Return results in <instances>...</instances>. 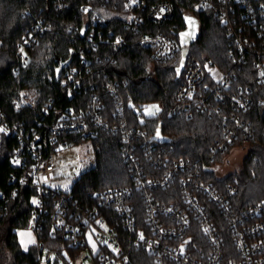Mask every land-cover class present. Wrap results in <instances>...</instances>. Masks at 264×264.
<instances>
[{
    "label": "built area",
    "instance_id": "obj_1",
    "mask_svg": "<svg viewBox=\"0 0 264 264\" xmlns=\"http://www.w3.org/2000/svg\"><path fill=\"white\" fill-rule=\"evenodd\" d=\"M53 1L55 9L64 12L72 0ZM204 9L226 29L232 66L222 72L210 60L187 55L169 115L192 119L201 114L233 123L224 140L211 149L223 153L241 138L253 136L251 125L240 118L254 107L253 90L233 86L237 71L248 63L256 82L264 84V0H198L193 12ZM79 13L80 21L71 24L67 34L78 36L80 58L62 71L58 94L38 105L33 96L23 93L12 101L11 113L0 108V128L4 129L0 131V162L8 157L12 169L6 187L0 189V227L11 214V199L26 189L31 198L28 227L36 237L38 264L56 260L79 264L90 257L96 264H131L133 249L144 250L154 264H264V201L237 211L233 205L237 186L230 185L222 194L204 182L203 171L208 169L198 161L172 160L169 153L173 149L168 153L165 144L154 139L156 133L151 135L148 130L149 122L164 112L165 104L159 100L136 101L128 82L119 78L115 61L110 56L95 55L109 49L142 48L155 63L176 61L182 55L181 42L155 30L173 18L172 2L85 0ZM28 15L34 24L18 44L15 72L30 64L31 50L52 31L45 19L36 18L29 9L23 13ZM63 99L70 104H62ZM103 133L121 137L122 161L134 186L96 194V204L83 205L72 189L64 192L53 185L58 154L87 143L92 151L90 170L95 165V142ZM175 185L181 187L180 200L168 204L155 200L157 189ZM137 197L145 211L142 227H138L141 205ZM34 199L38 203H33ZM206 199L227 219L233 251ZM46 231L52 239L66 240L76 256L72 258L66 249L49 250Z\"/></svg>",
    "mask_w": 264,
    "mask_h": 264
},
{
    "label": "trees",
    "instance_id": "obj_2",
    "mask_svg": "<svg viewBox=\"0 0 264 264\" xmlns=\"http://www.w3.org/2000/svg\"><path fill=\"white\" fill-rule=\"evenodd\" d=\"M174 8L173 18L164 25L157 26L156 32L184 40L181 33L187 29L188 14L193 13L198 21L199 35L196 40H190L185 45L188 55L198 59L210 60L222 72H227L232 62L227 54L228 38L226 29L211 11L193 12L198 0H170ZM85 0H72L69 9L59 12L55 9L53 0H0V108L12 112V101L20 98L23 93L33 96L38 105L58 94L56 74L61 64H74L80 58L77 37L67 34L71 24L80 21L79 7ZM29 9L38 19H45L52 26V31L40 38L37 47L31 50V62L15 72L19 66L17 57L18 44L34 20L23 13ZM188 38V37H187ZM95 54L98 57L110 56L115 61L120 79L128 82V89L138 102L162 101L164 112L149 122L148 130L151 135L162 123L163 135L171 141L164 147L170 152L172 160L181 158L198 161L207 171H203L205 183L216 187L222 194L226 188L235 185L238 193L233 205L237 211L248 208L264 201V84L255 80L252 64L248 63L237 71L238 79L233 88L248 87L253 90L254 107L240 118L251 125L252 138H241L235 146L223 153H213L211 149L221 143L228 129H233V123L209 118L196 114L192 119L186 116L171 117L170 108L175 103V95L182 83V55L176 61L155 63L142 48L112 49ZM67 65V66H68ZM183 71V70H182ZM62 104H70L66 99ZM223 105H221L222 107ZM228 108H226L227 110ZM227 114L229 112H226ZM96 158L92 169L86 171L72 188V194L83 205L96 204L95 195L117 188L134 186L131 173L122 161V139L118 135L103 133L95 142ZM235 148H245L247 153L241 167L225 176L218 177L215 168L226 161ZM213 158V161H210ZM5 157L0 162V189L6 187L11 167ZM210 169H212L210 171ZM150 171L151 169L148 168ZM158 172V171H157ZM181 187L172 186L169 189H157L155 200L160 203H171L181 198ZM26 189L19 190L16 198L11 199L10 216L0 227V264H38L39 251L33 246L24 251L18 240L17 231L28 228L31 215L30 196ZM138 227L145 224V211L142 199L137 197ZM211 214L218 223L220 233L226 239L228 248L233 251L231 233L228 222L215 204L204 200ZM117 219V217L115 218ZM44 239L49 250H68L71 257L76 253L70 251L64 239H52L45 232ZM201 243V242H200ZM72 253V254H71ZM131 264H154L152 256L144 250L133 249L130 253ZM53 264H64L56 260Z\"/></svg>",
    "mask_w": 264,
    "mask_h": 264
},
{
    "label": "rangeland",
    "instance_id": "obj_3",
    "mask_svg": "<svg viewBox=\"0 0 264 264\" xmlns=\"http://www.w3.org/2000/svg\"><path fill=\"white\" fill-rule=\"evenodd\" d=\"M191 24L187 20V29L184 33H189L190 40H196L199 35L198 21L193 16L189 15ZM215 75H219L217 71ZM247 153L245 148H235L230 155L226 158L224 164L216 168V174L218 177H225L235 171H237L243 162V159ZM92 154L90 145L82 143L76 148L63 150L58 154L60 162L57 166V180L54 182V187L63 190L64 192H70L76 182L83 176L88 170V160ZM23 234V235H21ZM18 240L21 248L24 251H28L36 243V237L30 227L17 231ZM79 264H96L90 257L89 260L81 261Z\"/></svg>",
    "mask_w": 264,
    "mask_h": 264
},
{
    "label": "water",
    "instance_id": "obj_4",
    "mask_svg": "<svg viewBox=\"0 0 264 264\" xmlns=\"http://www.w3.org/2000/svg\"><path fill=\"white\" fill-rule=\"evenodd\" d=\"M188 42H189V39L187 37H185L184 40H182V42H181V46H182V61H181V66H180L179 72H178L179 75L181 74V72H182V70L184 68V65H185V62H186V58H187V55H188V50L185 47V45ZM67 65H68V63L61 64L60 65V67L58 69V72L56 74V82H59L60 77H61V74H62V71L66 68ZM158 129H159V136H157V131H156V134L154 136V139L156 141H158L159 143H162V144L171 143V141L169 139H167L163 135V132H162V123H159Z\"/></svg>",
    "mask_w": 264,
    "mask_h": 264
},
{
    "label": "snow or ice",
    "instance_id": "obj_5",
    "mask_svg": "<svg viewBox=\"0 0 264 264\" xmlns=\"http://www.w3.org/2000/svg\"><path fill=\"white\" fill-rule=\"evenodd\" d=\"M85 12L88 11V9H84ZM161 11H163V9H161ZM186 20H189L191 24H194V21H191L190 18L185 17ZM189 35V33H181V37L183 38L184 36ZM177 71L179 72V69H177ZM262 76H264V72L261 73ZM152 107H156V106H152ZM157 111H159V109L157 108ZM152 115H154L155 113H150ZM0 131H4V129L0 128ZM157 136H159V129L157 128ZM17 163H19V161H17ZM33 203H38V201H36L35 199L33 200ZM205 231H207V229H205ZM23 235V234H21ZM141 239H143V235L141 234ZM89 240H91V237H89ZM94 246V245H93ZM115 251V249H114ZM181 251H183V249H181Z\"/></svg>",
    "mask_w": 264,
    "mask_h": 264
}]
</instances>
